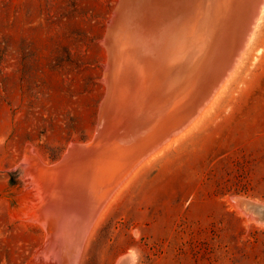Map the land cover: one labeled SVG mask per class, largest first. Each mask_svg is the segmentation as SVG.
<instances>
[{
	"label": "rangeland",
	"instance_id": "1",
	"mask_svg": "<svg viewBox=\"0 0 264 264\" xmlns=\"http://www.w3.org/2000/svg\"><path fill=\"white\" fill-rule=\"evenodd\" d=\"M115 3L0 0V264H116L127 253L131 264H264V222L234 200L264 204V6L225 85L185 126L137 162L92 158L84 225L76 208L46 206L42 178L81 170L70 151L94 135ZM115 80L113 125L131 106L119 95L130 85Z\"/></svg>",
	"mask_w": 264,
	"mask_h": 264
},
{
	"label": "water",
	"instance_id": "2",
	"mask_svg": "<svg viewBox=\"0 0 264 264\" xmlns=\"http://www.w3.org/2000/svg\"><path fill=\"white\" fill-rule=\"evenodd\" d=\"M262 1L116 0L102 38L105 89L94 135L80 148L97 158L118 156L137 161L172 130L185 126L228 74L250 33L253 16L264 5ZM132 29L134 33L128 34ZM125 43H130L129 49H136L137 57L131 59L136 69L141 65L138 76L129 81L130 89L120 88L119 95L132 102L126 109L139 114L135 117L127 110V115L120 114V121L113 125L107 114L113 104L111 84L115 64L123 65L127 57V49L120 45ZM168 117L175 119L168 125L170 130H162L164 125L154 126L155 121ZM121 140L123 147L117 148ZM51 166L57 168L61 163ZM234 200L255 220L264 222V204L240 196ZM116 264L131 263L124 256Z\"/></svg>",
	"mask_w": 264,
	"mask_h": 264
},
{
	"label": "bare ground",
	"instance_id": "3",
	"mask_svg": "<svg viewBox=\"0 0 264 264\" xmlns=\"http://www.w3.org/2000/svg\"><path fill=\"white\" fill-rule=\"evenodd\" d=\"M264 2V0L262 1V3ZM260 6V5H259ZM263 4H262V6L259 8V10L260 11H258L257 12V14L256 15H254L253 16V18H252V20H251V22H250V27H249V29L251 30L250 31V33H249V37H247L248 38V40H247V42H246V45L248 44V42H249V40H250V37H251V34H252V31H253V29H254V27H255V25L257 24V22L259 21V18H260V14H261V12H262V9H263ZM129 21H134V19L133 18H131V17H129ZM137 21H135L134 23H136ZM133 30H135V29H133ZM127 41H129V38H127L126 39ZM245 44H244V46H246ZM123 46V45H122ZM244 46L241 48L242 50L244 49ZM129 47H130V43H128V45H125L124 46V48H126L127 49V51H126V56L128 57V59H126V60H128V62L127 61H125L124 63H125V66H126V69H127V72L125 73V74H123V75H121V72H122V67H121V65H120V63H117V64H115V69H116V72H118L119 73V75L118 76H115L113 79L116 81L115 82V85L117 84L118 86L117 87H119L120 85H123V86H127V85H131L130 83H129V81H131L132 79H135V77L134 76H138V74H137V72L139 71V67H140V65H138V69H136V65L135 64H133L132 62H131V59H133L134 58V56H135V53L133 52V51H135L136 49L135 48H130L129 49ZM242 53V52H241ZM240 56H241V54L239 55V57L237 58V61L240 59ZM126 57V58H127ZM135 57H137V56H135ZM138 59H140L139 57H138ZM236 61V62H237ZM236 62L232 65V67H231V70H232V68L233 67H235V64H236ZM124 66V65H123ZM123 69H124V67H123ZM231 70L228 72V74H226V76H225V78L220 82V84L214 89V91H213V94L208 98V100L210 99H212L214 96H215V94H217L218 93V90H219V88L220 87H222V86H224L225 85V82H226V80L228 79V77H229V75L231 74ZM114 80H112V84H114ZM124 83H126V85L124 84ZM119 88H121L122 89V87L120 86ZM126 91H128V90H126ZM114 99V98H113ZM115 100V99H114ZM127 101V100H126ZM125 101V102H126ZM114 102V101H113ZM127 103V102H126ZM125 103V104H126ZM132 103V102H131ZM116 104V103H115ZM119 105V104H118ZM208 106V105H207ZM121 108V107H120ZM113 109H111V111H112ZM110 111V110H109ZM120 111V110H119ZM139 112V111H138ZM120 113H121V111H120ZM108 114V113H107ZM115 114V113H114ZM135 114V113H134ZM113 115V114H112ZM114 116V115H113ZM200 116V115H199ZM111 117V116H110ZM117 118V117H116ZM197 118V117H196ZM112 121H113V119H112ZM120 121V120H119ZM186 129V128H185ZM183 132V131H182ZM179 135V134H178ZM176 137V136H175ZM174 137V138H175ZM177 139V138H176ZM118 140V139H117ZM175 140V139H174ZM173 140V141H174ZM169 141V140H168ZM124 141H118L117 143H116V147L117 148H121L123 145H122V143H123ZM121 143V144H120ZM160 145V144H159ZM167 145V144H166ZM169 145H170V143H169ZM163 146H165V145H163ZM168 146V145H167ZM158 149V148H157ZM161 151V150H160ZM67 152V151H66ZM156 153H154V155H155ZM70 155L72 156V157H75V158H73V162L75 163V164H77V165H79V166H82L81 167V170H77V167H76V169H74L73 171H68V172H65V170H64V172H63V170H62V172H60L59 170L56 172V173H54V174H51L50 176L48 175L47 176V178H42V183H43V185L45 186V189H47V191L49 192V194H48V196L52 199V201H50V202H48L49 204L48 205H46V206H49L50 208V210H51V212H52V216L53 215H55V214H57V213H62L63 211H67L66 212V214H69V215H71L69 212H73V210L75 209L76 210V213H77V211H78V214H76L75 216H71V220H73L74 222H78V224L80 223V224H82V225H84V223H85V221H86V217H84L83 215H82V217H81V215H79V213L81 212L82 213V211H84V206H85V204H84V202H85V199H86V196H87V192H88V190H89V188H91V186H92V184H93V182H91L92 180H96V178H94V175H95V173L93 172H91V168L92 169H94V164H93V166H92V163L94 162V161H97V157H93V155H92V153H90V152H84L83 150H81V149H77V147H72V149H71V151H70V154H69V157H70ZM95 155V154H94ZM99 155H101V153H99ZM149 155V154H148ZM151 156H153V155H151ZM150 156V157H151ZM112 157V156H111ZM92 158H96V159H94V161L92 160ZM64 160H66V159H64ZM63 160V161H64ZM77 161H80L81 163H78ZM100 161V160H99ZM137 162V161H136ZM136 162H134V165H135V163ZM96 163H98V162H96ZM103 163V162H102ZM38 165V164H37ZM68 165V164H67ZM98 165H100V164H98ZM98 165H97V170H98V168L100 169V167H98ZM61 166H62V164H61ZM75 167V166H74ZM95 167H96V165H95ZM133 167V166H132ZM131 167V168H132ZM35 167H33V169H34ZM63 168V167H62ZM79 168V167H78ZM102 168V167H101ZM30 169V168H29ZM36 169V168H35ZM64 169V168H63ZM71 169V168H70ZM44 170V169H43ZM95 170H96V168H95ZM78 171V172H77ZM93 171V170H92ZM99 171V170H98ZM104 171V170H103ZM103 171L101 172V173H103ZM35 172V171H34ZM49 172V171H48ZM96 172V171H95ZM40 173V172H39ZM34 174V173H33ZM38 174V173H37ZM94 174V175H93ZM97 176H99L98 174H97ZM92 183V184H91ZM103 193V192H102ZM46 195V194H45ZM46 197V196H45ZM93 202H94V200H92ZM42 202V201H41ZM43 203V202H42ZM44 204H45V202H44ZM90 204V203H89ZM42 205V204H41ZM92 204H90V206H91ZM102 205H103V203H102ZM94 206V205H93ZM95 207V206H94ZM42 208H43V211H45V212H47L46 210L48 209V207L47 208H45V205L44 206H42ZM73 209V210H72ZM48 212H50L49 210H48ZM84 214V213H83ZM88 215V214H87ZM38 216V215H37ZM93 216V215H92ZM57 217V216H56ZM55 217V218H56ZM74 218V219H73ZM88 219V218H87ZM91 221V220H90ZM87 222V221H86ZM67 224V223H66ZM92 224V223H91ZM91 224H90V226H91ZM86 225L88 226V223H86ZM76 226V225H75ZM74 227V226H73ZM79 227H80V225H79ZM73 231V230H72ZM75 231V230H74ZM80 231H81V228H80ZM79 231V232H80ZM88 231V230H87ZM86 232V231H85ZM79 234V233H78ZM78 234L76 235V234H74V237H75V235L76 236H78ZM70 236V235H69ZM72 237H73V235H71ZM70 236V237H71ZM82 236H84V234H82ZM58 237H60V236H58ZM78 238H79V236H78ZM78 238H77V240H78ZM84 238V237H83ZM82 238V239H83ZM69 239V243H70V238H68ZM76 239V238H75ZM74 239V240H75ZM82 239H81V241H82ZM73 239H72V241H74ZM76 240V241H77ZM78 243V242H77ZM50 244V243H49ZM63 244H64V242H63ZM71 244V243H70ZM69 244V245H70ZM56 245V244H55ZM63 246V245H62ZM61 246V247H62ZM48 248V247H47ZM72 248V247H71ZM56 249V248H55ZM55 249H53V250H55ZM62 249V248H61ZM49 250V249H48ZM58 250V249H57ZM64 250V249H63ZM69 250H71V249H69ZM67 251H68V249H67ZM73 251H74V248H73ZM65 252V251H64ZM51 253H53V251L51 252ZM76 253V252H75ZM132 253V252H131ZM55 254V253H54ZM58 254V253H57ZM63 254V253H62ZM65 254V253H64ZM71 255H72V251H71V253H70ZM133 254V253H132ZM132 254H130V253H127V254H124V255H122L120 258H119V260L122 258V257H124V256H127L128 258H129V260H130V263H131V260H132ZM58 256V255H57ZM64 257H65V255H63ZM62 256V257H63ZM61 257V258H62ZM71 257V256H70ZM67 258H68V256H67ZM135 259V258H134ZM133 259V260H134ZM65 260H68V259H65ZM64 260V261H65ZM118 260V261H119ZM69 261V260H68ZM69 262H71V260L69 261ZM68 263V262H67ZM76 263V262H75ZM133 264V263H132Z\"/></svg>",
	"mask_w": 264,
	"mask_h": 264
}]
</instances>
